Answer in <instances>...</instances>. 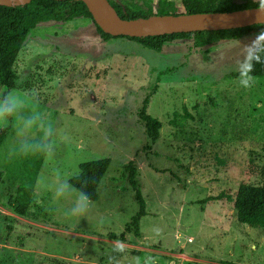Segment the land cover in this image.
<instances>
[{
  "label": "rangeland",
  "instance_id": "obj_1",
  "mask_svg": "<svg viewBox=\"0 0 264 264\" xmlns=\"http://www.w3.org/2000/svg\"><path fill=\"white\" fill-rule=\"evenodd\" d=\"M150 1L155 10L171 5L184 13L181 0ZM259 32L199 50L192 40L173 41L156 53L125 38L104 42L85 18L30 31L9 91L34 97L32 106L53 123L56 143L54 156H42L32 204L21 218L8 196L32 161L4 154L15 142L11 129L5 130L0 264H108L115 241L127 251L111 264H133L148 255L157 264H264V228L238 223L233 203L225 199L207 202L222 192L234 197L242 183H263L264 77H255L250 88L239 83L246 46ZM164 70L169 72L157 83ZM155 85L147 112L161 129L151 143L137 111ZM101 159L110 165L97 200L84 215H69L77 193L54 198L55 186L77 176L80 164ZM130 161L146 215L141 236L128 233L122 241L138 210L134 191L121 177Z\"/></svg>",
  "mask_w": 264,
  "mask_h": 264
},
{
  "label": "trees",
  "instance_id": "obj_2",
  "mask_svg": "<svg viewBox=\"0 0 264 264\" xmlns=\"http://www.w3.org/2000/svg\"><path fill=\"white\" fill-rule=\"evenodd\" d=\"M108 1L120 17L125 20L149 18L154 15L178 14L176 8L171 5L166 9L159 8L155 10L150 0H132L131 2L126 0ZM181 5L184 13L196 14L233 12L244 8L261 6V2L241 6L234 0H181ZM77 18L90 19L94 23L87 6L79 0H30L28 4L23 6H0V85L4 87V92L15 88L17 75L14 70L17 57L29 32L44 23L67 24ZM94 25L99 37L104 42L115 38H125L141 44L156 53H161L165 44L173 41L192 40L193 48L199 50L221 41L237 40L252 32L264 31V24H258L232 30L130 38L113 37L104 33L95 23ZM168 72L169 70L162 71L157 77V83L160 80L159 77ZM251 75L253 77H264V64L255 63ZM156 93L157 85L148 89L137 111L138 120L144 127L145 134L151 143H155L159 139L161 129V123L147 112L151 98ZM4 137L5 130L0 131V143ZM29 158L32 161V165L27 170L23 182L8 196L14 214L21 218L26 217L29 212L37 173L42 164V155H31ZM109 165L110 159L82 163L79 165L78 175L69 179L68 182L75 190L85 192L90 201H96L97 189ZM3 177L4 172L0 169V183L3 182ZM121 177L129 182L138 205L136 214L131 217L129 223L125 226L124 232L120 235V239L124 241L128 233H132L134 237L141 236L139 223L142 217L146 215V204L136 179L137 171L134 161L123 165ZM261 177L263 180L261 184H240L234 197L222 192L214 198H207V202L225 199L233 203L238 223L264 228V172H262Z\"/></svg>",
  "mask_w": 264,
  "mask_h": 264
},
{
  "label": "clouds",
  "instance_id": "obj_3",
  "mask_svg": "<svg viewBox=\"0 0 264 264\" xmlns=\"http://www.w3.org/2000/svg\"><path fill=\"white\" fill-rule=\"evenodd\" d=\"M264 7V0H261ZM264 64V31L259 32L246 46V53L240 64L239 83L244 88H250L255 83L251 75L254 64ZM34 97L19 96L13 91L0 92V131L11 129L15 142L4 150L8 158L26 157L31 155L54 156L55 129L50 118L38 108L33 107ZM76 191L77 195L69 209V215H84L88 211L90 200L88 195L80 190H74L67 181L57 184L54 189V198L68 195ZM159 234V229L155 230ZM123 242L115 241L111 253L108 255V264L117 254L126 253ZM157 264L156 258L148 255L136 257L133 264Z\"/></svg>",
  "mask_w": 264,
  "mask_h": 264
},
{
  "label": "water",
  "instance_id": "obj_4",
  "mask_svg": "<svg viewBox=\"0 0 264 264\" xmlns=\"http://www.w3.org/2000/svg\"><path fill=\"white\" fill-rule=\"evenodd\" d=\"M79 1L87 6L96 26L113 37L145 38L177 33L232 30L264 24L262 5L233 12L179 13L125 20L108 0ZM29 2L30 0H0V6L17 7Z\"/></svg>",
  "mask_w": 264,
  "mask_h": 264
}]
</instances>
